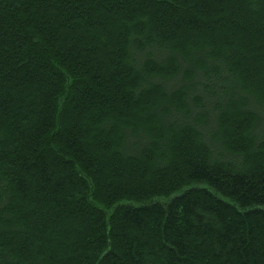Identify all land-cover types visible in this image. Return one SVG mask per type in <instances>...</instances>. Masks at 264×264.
<instances>
[{
    "label": "trees",
    "instance_id": "1",
    "mask_svg": "<svg viewBox=\"0 0 264 264\" xmlns=\"http://www.w3.org/2000/svg\"><path fill=\"white\" fill-rule=\"evenodd\" d=\"M0 264H264V0H0Z\"/></svg>",
    "mask_w": 264,
    "mask_h": 264
}]
</instances>
